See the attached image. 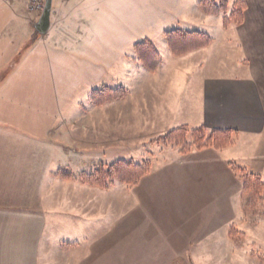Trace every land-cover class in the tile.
Wrapping results in <instances>:
<instances>
[{
    "label": "crops",
    "instance_id": "crops-1",
    "mask_svg": "<svg viewBox=\"0 0 264 264\" xmlns=\"http://www.w3.org/2000/svg\"><path fill=\"white\" fill-rule=\"evenodd\" d=\"M245 2L243 24L230 27L226 38L244 50L239 62L228 63L213 38L210 46L179 57L158 51L162 64L151 72L135 61L134 45L150 41L149 29L179 19L211 20L197 5L164 0L141 11L124 0H52L49 27L40 34L34 27L40 15H26L24 2L0 0L1 61L15 59L25 45L24 59L35 57L37 74L44 66L49 81L68 74L77 88L82 77H126L121 87L128 95L116 103L123 102L129 123L147 138L183 127L236 133L233 145L220 150L182 155L170 149L130 195L116 200V211L102 191L84 187L85 196L92 193L84 198L85 210L75 204L68 217L54 213L58 227L52 228L33 189L45 170L44 141L59 118L42 130L0 119V130H12L0 133V264H264L221 256L225 248L235 250L221 236H228L223 226L238 219L241 194L229 164L240 160L242 148L255 146L251 158L264 160V0ZM183 58H190L191 68Z\"/></svg>",
    "mask_w": 264,
    "mask_h": 264
},
{
    "label": "rangeland",
    "instance_id": "rangeland-1",
    "mask_svg": "<svg viewBox=\"0 0 264 264\" xmlns=\"http://www.w3.org/2000/svg\"><path fill=\"white\" fill-rule=\"evenodd\" d=\"M198 1L173 0V5L175 6L177 3L179 7H185L189 3V6L195 7ZM228 1L234 3L237 0ZM162 4H165L164 0H124L123 3L125 7L132 5L135 10L141 11H144L146 6L155 5L159 7ZM24 10L26 15L33 18V15L29 14L26 9ZM126 11L129 13V8H126ZM208 16L211 20H207L204 24L197 23L196 20L193 22L191 20L190 23L186 24V19H175L176 21H173L168 27L149 29L150 41L165 56L166 53L170 54L164 37L165 31L204 32L210 34L212 42L214 38L218 45L223 46L228 63L239 62L245 56L244 50L226 44L229 28L232 26L224 28L220 17ZM217 19H219L220 24ZM25 48L26 46L23 45L22 52L13 60H0L2 67H4V73L0 76V102L7 103V108L0 109V119L8 117L6 121L13 122V126L23 125L27 128L42 130L50 126L53 118H59L52 125L56 130L52 131L44 141L45 170L40 171L34 179V182L38 180V187L33 189L36 201L44 213L49 214L50 219H52V225L47 223V226L58 227L56 224L58 217L54 216V213H58L61 218L63 215L68 217V213L72 210L71 208L74 209L75 204L79 206V210H85L86 201L84 198L88 197L90 200L92 193L90 192L85 196V192L81 190L84 187L102 191L104 195L109 197L110 210L113 206V210L116 211L118 206L116 200L119 197L130 195L131 188L148 175L152 170V165L165 157L170 149L176 150L182 155L189 154L194 150H203L192 149L189 152L181 153L180 147L157 142V139L166 133L158 137L147 138L144 136L145 133L142 132L141 127L135 131L133 124L128 121L130 114L126 112L123 102H120L121 104L116 103V101L123 100L127 96L109 101L101 106L91 103V96L94 91L103 87L114 89L124 86V80L127 82L126 77L106 76L101 77V79H99L100 76L82 77L77 88L70 84L69 79L72 80V83H75V80L68 74L55 77L56 82L49 81V76L43 72L45 71L44 66L40 74H37L35 57L30 56L24 59ZM189 59L183 58L181 61L187 63L185 66L191 68L192 65L187 62ZM7 68H10L12 73H8ZM6 73L9 75H5ZM7 132H12V130H0V133ZM189 142L191 141L189 140ZM257 147L242 148L241 154L237 155L240 160L236 161L237 165H235L242 168L246 173L258 175L264 180V160L251 158V154ZM229 151L234 152L236 150L230 149L226 152L229 153ZM120 160H133L136 163L149 162L151 168L135 185L116 181L109 188L103 189L83 184L76 179L81 174L93 172L98 166L112 164ZM67 172L72 173L75 179L64 178L62 175ZM240 185V203L238 202L237 205L238 219L233 222L236 226L224 225V230L228 236H221L222 243L234 245L235 250L231 252L225 248L226 250L221 252V256L227 260L263 261L264 252L261 251L259 240L262 237L261 233L264 232V195L248 202L242 194L241 181ZM94 203L97 202L94 201ZM127 206L129 205L125 203V210H127ZM226 222L228 221L225 220L223 223Z\"/></svg>",
    "mask_w": 264,
    "mask_h": 264
},
{
    "label": "trees",
    "instance_id": "trees-1",
    "mask_svg": "<svg viewBox=\"0 0 264 264\" xmlns=\"http://www.w3.org/2000/svg\"><path fill=\"white\" fill-rule=\"evenodd\" d=\"M197 7L204 14L220 17L223 27L227 28L243 23L247 4L244 0H237L234 3H230L228 0H199ZM164 37L171 54L175 57L205 48L212 42V38L208 34L183 30L166 31ZM133 51L136 56L135 61L151 72H155L162 64V57L149 40L135 44ZM127 94L128 89L124 87L114 89L103 87L92 93L91 103L101 106L109 101L124 98ZM235 134L234 131L215 130L206 127L195 129L183 127L168 131L164 136L157 139V142L180 147L181 153L204 148L220 150L233 145ZM229 165L241 181L242 194L246 201L251 202L264 195V180L258 175L246 173L234 164ZM150 168L149 162L136 163L133 160H120L112 164L98 166L93 172L81 174L76 179L83 184L103 189L109 188L116 181L135 185L150 171ZM62 176L75 179L74 175L69 172L63 173Z\"/></svg>",
    "mask_w": 264,
    "mask_h": 264
},
{
    "label": "water",
    "instance_id": "water-1",
    "mask_svg": "<svg viewBox=\"0 0 264 264\" xmlns=\"http://www.w3.org/2000/svg\"><path fill=\"white\" fill-rule=\"evenodd\" d=\"M52 0H44V8L39 16L38 21L35 24V29L40 33L44 34L50 24Z\"/></svg>",
    "mask_w": 264,
    "mask_h": 264
},
{
    "label": "built area",
    "instance_id": "built-area-1",
    "mask_svg": "<svg viewBox=\"0 0 264 264\" xmlns=\"http://www.w3.org/2000/svg\"><path fill=\"white\" fill-rule=\"evenodd\" d=\"M26 4V9L29 14L38 16L44 8V0H17Z\"/></svg>",
    "mask_w": 264,
    "mask_h": 264
}]
</instances>
